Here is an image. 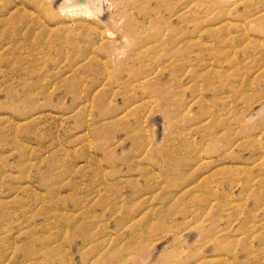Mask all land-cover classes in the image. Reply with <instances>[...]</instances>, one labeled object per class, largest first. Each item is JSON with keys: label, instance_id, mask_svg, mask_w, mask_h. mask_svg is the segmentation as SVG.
Returning a JSON list of instances; mask_svg holds the SVG:
<instances>
[{"label": "rangeland", "instance_id": "rangeland-1", "mask_svg": "<svg viewBox=\"0 0 264 264\" xmlns=\"http://www.w3.org/2000/svg\"><path fill=\"white\" fill-rule=\"evenodd\" d=\"M0 264H264V0H0Z\"/></svg>", "mask_w": 264, "mask_h": 264}, {"label": "bare ground", "instance_id": "bare-ground-1", "mask_svg": "<svg viewBox=\"0 0 264 264\" xmlns=\"http://www.w3.org/2000/svg\"><path fill=\"white\" fill-rule=\"evenodd\" d=\"M82 1V0H81ZM87 2V1H86Z\"/></svg>", "mask_w": 264, "mask_h": 264}]
</instances>
